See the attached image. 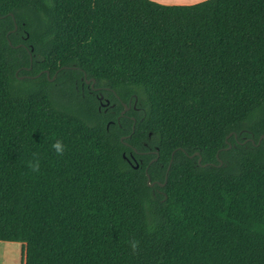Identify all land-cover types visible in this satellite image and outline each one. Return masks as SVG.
Returning a JSON list of instances; mask_svg holds the SVG:
<instances>
[{
	"label": "trees",
	"instance_id": "trees-1",
	"mask_svg": "<svg viewBox=\"0 0 264 264\" xmlns=\"http://www.w3.org/2000/svg\"><path fill=\"white\" fill-rule=\"evenodd\" d=\"M0 242L24 264H264V0H0Z\"/></svg>",
	"mask_w": 264,
	"mask_h": 264
},
{
	"label": "flooded vegetation",
	"instance_id": "flooded-vegetation-1",
	"mask_svg": "<svg viewBox=\"0 0 264 264\" xmlns=\"http://www.w3.org/2000/svg\"><path fill=\"white\" fill-rule=\"evenodd\" d=\"M20 46L25 48L26 50L29 49L27 46H25L23 44H18L16 47H20ZM30 51H31V49H30ZM24 69L26 71L30 70V68H24ZM19 78L22 79V78H31V77L28 76V75H23V76H21ZM53 80H54V78L51 79V81H53ZM83 80H84V85L87 87L88 92L93 94L96 97V99L98 100V103H99L98 109L103 108L104 111H107V109L113 107V105L110 104L109 100L104 98V96L102 95V93L100 91L101 88H97V87L94 86L95 83H94L93 79H86L84 77ZM82 87H83V85H82ZM122 105H123V107H122V110L119 112V116H123V117H126L127 119H132L133 120L132 116H129V115L126 116V113L130 111V106H131L130 102L127 105H125V104H122ZM124 105L126 107H124ZM119 116L116 117V119H119ZM123 138H126V137H123ZM123 138H121V141H123ZM124 145L127 146V147H130L129 144H127L125 142H124ZM149 153H153V154L155 153L156 156H157V152L156 151L155 152H149ZM137 154H139V153H137ZM129 157H130V161H128V163L129 164H131V163L135 164L134 167L137 168L138 167V163L136 162V160L134 159V157L130 153H129ZM152 160L153 159L149 160V164H150V162Z\"/></svg>",
	"mask_w": 264,
	"mask_h": 264
},
{
	"label": "rangeland",
	"instance_id": "rangeland-1",
	"mask_svg": "<svg viewBox=\"0 0 264 264\" xmlns=\"http://www.w3.org/2000/svg\"><path fill=\"white\" fill-rule=\"evenodd\" d=\"M24 247L19 243L0 242V264H21Z\"/></svg>",
	"mask_w": 264,
	"mask_h": 264
},
{
	"label": "clouds",
	"instance_id": "clouds-1",
	"mask_svg": "<svg viewBox=\"0 0 264 264\" xmlns=\"http://www.w3.org/2000/svg\"><path fill=\"white\" fill-rule=\"evenodd\" d=\"M52 148L58 155H63L65 151V145L63 144L62 141L57 140L53 145ZM27 166L33 171V172H39L40 171V160L38 156L34 155V159L28 161ZM151 230V229H149ZM129 246L132 249L133 253H136L137 250L139 249L140 242L138 240H131L129 241Z\"/></svg>",
	"mask_w": 264,
	"mask_h": 264
},
{
	"label": "crops",
	"instance_id": "crops-1",
	"mask_svg": "<svg viewBox=\"0 0 264 264\" xmlns=\"http://www.w3.org/2000/svg\"><path fill=\"white\" fill-rule=\"evenodd\" d=\"M149 1L164 6H190L206 0H149ZM24 259L25 256H23L21 264H24Z\"/></svg>",
	"mask_w": 264,
	"mask_h": 264
},
{
	"label": "water",
	"instance_id": "water-1",
	"mask_svg": "<svg viewBox=\"0 0 264 264\" xmlns=\"http://www.w3.org/2000/svg\"><path fill=\"white\" fill-rule=\"evenodd\" d=\"M15 29H16V25H15ZM124 107H126L125 105H124ZM263 137V136H262ZM230 147V146H229ZM196 155V153L195 154H193L191 157H194ZM157 157H158V154H157ZM154 161H156V158L155 159H153L151 162H150V164L152 163V162H154ZM171 162V161H170ZM200 162V159L198 160V163ZM146 171V170H145ZM147 184L149 185V186H153V184H150L149 183V177L147 176ZM160 186H164V184H161Z\"/></svg>",
	"mask_w": 264,
	"mask_h": 264
}]
</instances>
